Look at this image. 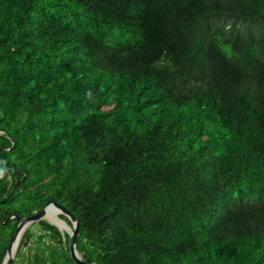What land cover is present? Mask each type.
Masks as SVG:
<instances>
[{"label": "trees", "instance_id": "trees-1", "mask_svg": "<svg viewBox=\"0 0 264 264\" xmlns=\"http://www.w3.org/2000/svg\"><path fill=\"white\" fill-rule=\"evenodd\" d=\"M0 169V264H264V0H0Z\"/></svg>", "mask_w": 264, "mask_h": 264}, {"label": "water", "instance_id": "water-1", "mask_svg": "<svg viewBox=\"0 0 264 264\" xmlns=\"http://www.w3.org/2000/svg\"><path fill=\"white\" fill-rule=\"evenodd\" d=\"M16 187H17V184L15 185L11 193H13ZM50 207H53L56 210H58L60 213V216L63 215L71 223L70 225L68 224V222L61 219L69 226V230L68 229L63 230L62 228L58 227L56 224L49 222L50 224L56 226L61 231V233L69 235V249H70L71 258L76 262V264H88L87 262L83 260L82 256L77 250L78 237L80 233V224H79L78 219L73 215V213H71L65 207L57 204L56 202H49L41 212L33 216L26 217V218L25 217L18 218L19 225L8 246L6 256L2 264H13L14 263L15 254L18 250L23 234L32 224L45 220L47 218V211ZM16 217H17L16 215H12L8 218V221L15 219Z\"/></svg>", "mask_w": 264, "mask_h": 264}, {"label": "bare ground", "instance_id": "bare-ground-1", "mask_svg": "<svg viewBox=\"0 0 264 264\" xmlns=\"http://www.w3.org/2000/svg\"><path fill=\"white\" fill-rule=\"evenodd\" d=\"M46 219H48L49 222L56 224L58 227L62 228L63 230L65 229L69 230L68 224H66L64 221L61 220L59 211L53 207H50L48 209Z\"/></svg>", "mask_w": 264, "mask_h": 264}, {"label": "clouds", "instance_id": "clouds-1", "mask_svg": "<svg viewBox=\"0 0 264 264\" xmlns=\"http://www.w3.org/2000/svg\"><path fill=\"white\" fill-rule=\"evenodd\" d=\"M4 169H0V177H2L4 175Z\"/></svg>", "mask_w": 264, "mask_h": 264}, {"label": "rangeland", "instance_id": "rangeland-1", "mask_svg": "<svg viewBox=\"0 0 264 264\" xmlns=\"http://www.w3.org/2000/svg\"><path fill=\"white\" fill-rule=\"evenodd\" d=\"M46 221H48L49 222V220L48 219H45ZM62 220H64V219H62ZM66 221V220H65ZM69 224V223H68ZM34 229H35V232H38L39 231V229H38V227L36 228V227H34Z\"/></svg>", "mask_w": 264, "mask_h": 264}]
</instances>
